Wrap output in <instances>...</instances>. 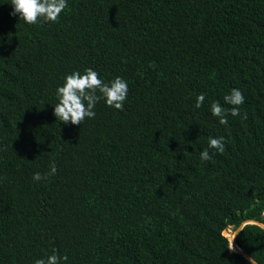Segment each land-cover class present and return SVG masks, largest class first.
Returning <instances> with one entry per match:
<instances>
[{
	"label": "trees",
	"instance_id": "1",
	"mask_svg": "<svg viewBox=\"0 0 264 264\" xmlns=\"http://www.w3.org/2000/svg\"><path fill=\"white\" fill-rule=\"evenodd\" d=\"M0 0V264H248L264 224V0H67L31 25ZM128 84L124 110L54 115L65 77ZM244 95L221 125L213 101ZM205 94L201 108L196 98ZM97 95H100L98 92ZM224 137L223 154L208 138ZM55 160L57 172L39 182ZM237 247L264 264V229Z\"/></svg>",
	"mask_w": 264,
	"mask_h": 264
},
{
	"label": "clouds",
	"instance_id": "2",
	"mask_svg": "<svg viewBox=\"0 0 264 264\" xmlns=\"http://www.w3.org/2000/svg\"><path fill=\"white\" fill-rule=\"evenodd\" d=\"M13 11L11 16H19L27 24H37L38 22L54 23L58 22L60 14L67 8V0H11ZM100 95H97V93ZM128 94V84L121 78L116 77L109 83H105L99 78V74L91 68H88L84 73L74 71L67 75L64 84L57 89L58 103L54 106V115L57 120L64 124L71 123L72 125H81L86 118H94V108L101 97L105 99L108 107L116 110H124V102ZM205 94L201 93L196 98L195 107L201 108L205 101ZM224 104L231 105L230 110L226 109L220 101H213L210 104L211 114L218 118L221 125L228 123V115L232 117L241 116L242 119H247L246 113H241L240 106L245 102L244 95L239 89H232L230 94L224 96ZM225 139L208 138V148L200 153L202 161H210L209 149L215 150L220 154L225 151ZM57 166L55 160L49 162V171L46 175L37 172L33 175L34 181L47 179L48 176L55 175ZM239 232L235 233L229 239L228 250L237 252L238 249L234 246V240ZM68 260L67 255L60 256L56 250L47 258L37 259L35 264H62ZM248 264H256V260L250 256L247 257Z\"/></svg>",
	"mask_w": 264,
	"mask_h": 264
},
{
	"label": "water",
	"instance_id": "3",
	"mask_svg": "<svg viewBox=\"0 0 264 264\" xmlns=\"http://www.w3.org/2000/svg\"><path fill=\"white\" fill-rule=\"evenodd\" d=\"M246 224H255V225H258V226H260V227H262V228L264 229V224L261 223V222L255 221V220H247V221H245L242 225H240V226L236 229L235 233H237V232H239V233H238L237 236L235 237V240H234V246H235L236 249H238L237 252L240 253V254H242V256H244L245 259H247V257H250V255L247 254V253H245V252H243L242 250H240V249L237 247L236 240H237L238 235L240 234V232L242 231L243 227H244ZM256 264H259V263L256 261Z\"/></svg>",
	"mask_w": 264,
	"mask_h": 264
},
{
	"label": "rangeland",
	"instance_id": "4",
	"mask_svg": "<svg viewBox=\"0 0 264 264\" xmlns=\"http://www.w3.org/2000/svg\"><path fill=\"white\" fill-rule=\"evenodd\" d=\"M225 236L228 237V239L232 238L235 234V229L229 228L224 232Z\"/></svg>",
	"mask_w": 264,
	"mask_h": 264
}]
</instances>
